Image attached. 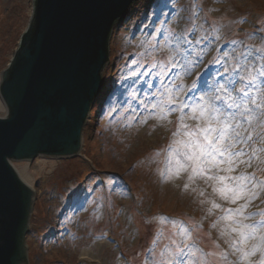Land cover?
<instances>
[{
  "label": "rangeland",
  "instance_id": "rangeland-1",
  "mask_svg": "<svg viewBox=\"0 0 264 264\" xmlns=\"http://www.w3.org/2000/svg\"><path fill=\"white\" fill-rule=\"evenodd\" d=\"M151 1L114 30L104 94L85 126L82 156L17 162L35 174L29 264H234L235 254L247 252L244 244L264 229V144L258 135L264 107L250 103H260L264 93V0ZM33 8V0H0V77ZM169 33L186 41L178 53ZM173 58L176 66L165 71ZM166 88L178 101L167 105L170 115L152 108ZM213 94L219 98L212 104L225 114L238 111L228 107L231 96L243 98L256 115L252 123L239 117L252 139L237 145L243 155L228 174L237 179L225 182L242 190L236 204L201 176L177 174V161L190 163L189 129L199 135L194 125L201 121L187 117L201 97ZM165 155L163 166L153 163ZM42 163L45 171L36 172ZM213 201L221 207L213 208ZM226 209L233 210L231 220H221ZM84 250L93 258H83ZM251 259L259 261L260 253Z\"/></svg>",
  "mask_w": 264,
  "mask_h": 264
},
{
  "label": "water",
  "instance_id": "water-1",
  "mask_svg": "<svg viewBox=\"0 0 264 264\" xmlns=\"http://www.w3.org/2000/svg\"><path fill=\"white\" fill-rule=\"evenodd\" d=\"M144 1L34 0L0 83L8 110L0 116V264H29L36 191L13 161L79 155L103 88L113 29Z\"/></svg>",
  "mask_w": 264,
  "mask_h": 264
},
{
  "label": "snow or ice",
  "instance_id": "snow-or-ice-1",
  "mask_svg": "<svg viewBox=\"0 0 264 264\" xmlns=\"http://www.w3.org/2000/svg\"><path fill=\"white\" fill-rule=\"evenodd\" d=\"M169 34L172 36L173 41L176 44V52L178 53L181 51L180 45L186 41L178 34ZM166 43L169 42L166 41ZM148 47L152 48L155 47V45H152L149 41ZM169 66H176L174 58L163 64L164 70L167 71ZM261 75H264V73H261ZM248 76L249 79L254 82L255 77L252 76L251 73H249ZM226 87V85L221 86L220 90L223 91ZM241 91H243V89H241ZM247 95L248 94L245 92V96ZM161 96L162 98L159 103L153 104L152 108L159 109L160 112L170 115L171 113L167 110V105L176 104L178 101L177 99L172 98L171 91L167 88ZM218 98L219 97L215 94L207 99L205 97H201V103L193 107L191 115L187 117L188 119L201 121V123L194 125V127L198 130L199 135L197 132H193L189 129L188 135L192 137V140L189 142L188 146L191 148V152L190 154L185 153V156L187 161L190 163L181 164L180 161H177V174L183 170L190 171L197 176H201L205 179L206 183H209L210 186L213 187V190L218 193L221 198L230 200L232 204H236L237 200L242 195V190L239 186H237L236 189H233L225 182L230 179H237L236 177L228 175L233 172L234 166L243 155L237 145L242 143L244 140L252 139L250 134H245L247 129H244L240 124L239 117L244 116L249 123H252L256 119V115L251 113V110L248 108V102H245L243 98H241L240 102H237L236 99L231 96H229L231 102L228 104V107L238 111H234L231 114H225L216 108L211 102ZM250 103L255 104L257 108L264 107V93L261 94L260 103H258L255 99H252ZM179 110L183 111V109ZM150 115H156V113H150ZM259 116L261 123L258 127L261 128V132L258 133V135L261 137L260 142L264 144V111H261ZM159 118L163 119L164 116H159ZM183 127L189 128V125L184 123ZM180 143H183V141H180ZM233 153H235V156H233ZM218 157H223L225 159H218ZM213 169H216V171H213ZM192 178L193 177H190V179ZM185 187L187 188V185H185ZM201 195H203V193H201ZM212 207L219 209L221 205L213 201ZM226 211L229 214L227 216H221V220L232 219L233 210L226 209ZM212 227L218 228L219 225L218 223H213ZM244 227L247 228L248 226L244 225ZM231 232H239L240 237L244 239L247 238L246 234L236 227H231ZM220 235L221 237H225L229 234L221 231ZM226 242L232 245L231 240ZM241 243H243V239L241 240ZM185 247H187V245H185ZM221 255L223 256V253H221ZM244 255L248 256L250 253L245 252ZM260 264H264V261H260Z\"/></svg>",
  "mask_w": 264,
  "mask_h": 264
},
{
  "label": "clouds",
  "instance_id": "clouds-1",
  "mask_svg": "<svg viewBox=\"0 0 264 264\" xmlns=\"http://www.w3.org/2000/svg\"><path fill=\"white\" fill-rule=\"evenodd\" d=\"M166 159V155L159 156L153 163L163 166ZM256 231L255 228L250 229L249 234L251 235ZM244 248L247 249V253H250V255L245 256L243 250L240 253H236V261H234V264H260V261H264V229H261L257 235H252V238L244 244ZM257 252L260 253L261 259L259 261H254L251 257L255 256Z\"/></svg>",
  "mask_w": 264,
  "mask_h": 264
},
{
  "label": "bare ground",
  "instance_id": "bare-ground-1",
  "mask_svg": "<svg viewBox=\"0 0 264 264\" xmlns=\"http://www.w3.org/2000/svg\"><path fill=\"white\" fill-rule=\"evenodd\" d=\"M7 114V107L5 106V104L3 103V101L1 100L0 97V115H6ZM40 165L39 168H37L36 172H44L45 171V167H44V163L42 164H37ZM51 168L55 167L54 164H50L49 165ZM18 173L20 174L21 178L29 185V186H33V181H34V176L35 174L33 173V171L29 168L28 164H23V165H19L16 167ZM99 245H101L103 243V240H101L100 242H98ZM82 257L83 258H93V254L91 252V250H84L82 252Z\"/></svg>",
  "mask_w": 264,
  "mask_h": 264
}]
</instances>
